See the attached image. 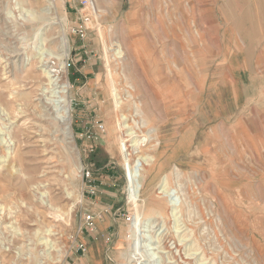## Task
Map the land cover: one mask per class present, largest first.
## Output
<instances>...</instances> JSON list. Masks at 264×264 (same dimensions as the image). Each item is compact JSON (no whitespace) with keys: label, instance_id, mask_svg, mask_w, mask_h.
<instances>
[{"label":"rangeland","instance_id":"obj_1","mask_svg":"<svg viewBox=\"0 0 264 264\" xmlns=\"http://www.w3.org/2000/svg\"><path fill=\"white\" fill-rule=\"evenodd\" d=\"M49 3L0 0V264H264V0Z\"/></svg>","mask_w":264,"mask_h":264},{"label":"bare ground","instance_id":"obj_2","mask_svg":"<svg viewBox=\"0 0 264 264\" xmlns=\"http://www.w3.org/2000/svg\"><path fill=\"white\" fill-rule=\"evenodd\" d=\"M49 3V6L46 7L45 9L42 10L43 13L49 15L50 11L52 10V1L53 0H47ZM67 39L63 36L62 39H61V47L65 53V55H68L67 54V51H68V43H67ZM62 70L65 69V65H63V67L61 68ZM57 70L53 69V66H50L48 68H46L45 70V73L47 76H44V77H47L48 78V83H47V86L45 87L46 89L43 91L41 88H44L43 86L41 87L40 85V92H41V95H38V96H47V95H50V97H45L47 99H38V103H37V107L39 105H41V107L43 108L44 112H47V113H50L51 115V106H50V103L53 102V98L55 100L58 99V102L56 101V103H59V107H60V112L61 110H63V112L61 113V115L58 117V118H55V121H57L59 124H62V125H66V130H67V125L69 124V113H70V106L69 104H65V106H61V102H60V99L64 100V97L67 96V93H68V90H69V84L66 82L64 83L63 85H59L60 81L57 76ZM44 73V74H45ZM39 91V90H38ZM37 100V99H36ZM32 102V101H31ZM55 102V101H54ZM1 104V103H0ZM34 105V104H33ZM56 105V104H55ZM54 105V106H55ZM32 106V105H31ZM7 108V107H5ZM11 108V107H10ZM40 108V107H39ZM57 109V108H56ZM9 110V109H8ZM7 110V111H8ZM41 110V109H40ZM42 110V112H43ZM55 113V112H54ZM60 114V113H59ZM49 115V114H47ZM45 115V116H47ZM49 115V117H50ZM55 117V116H54ZM45 119V118H43ZM47 119H48V116H47ZM52 119V118H51ZM54 120V119H53ZM48 122V120L46 121ZM127 127V126H126ZM65 129V128H64ZM65 132V131H64ZM138 143L139 141H136V143L133 145H130V146H125L124 147V158L126 160H130L132 161V159H135V162H134V165H132L128 170L130 171V176H129V180H130V188H131V195L134 197V198H139L140 196V191L141 190V183L142 181L144 180L145 176H147L148 174H150L152 172V167H153V158L150 157V156H144V155H141L140 157L137 156V150H138ZM142 160V162H141ZM80 168V167H79ZM174 176V175H173ZM176 178V177H175ZM143 189V188H142ZM159 189L161 190L159 195H161L163 198H168L170 199L172 195H174V193L171 195V193L169 195H167V193H169V190H168V176H164L161 180V184L159 186ZM175 196V195H174ZM9 197V196H8ZM142 197V196H141ZM158 198H160L159 196H157ZM173 197V196H172ZM1 198V197H0ZM141 199V198H140ZM176 204V203H175ZM161 206V205H160ZM11 207V206H10ZM49 207L52 208V205H50ZM8 208V207H7ZM64 207H61L60 209H62ZM160 208V207H159ZM175 209V208H174ZM177 209V208H176ZM16 210V209H15ZM64 211V210H63ZM179 214V213H178ZM10 215V214H9ZM11 215H15L14 212H11ZM67 215V214H66ZM65 216V215H64ZM176 216V215H175ZM16 220V219H15ZM19 229V228H17ZM146 231V230H145ZM148 232V230L146 231ZM154 232V231H153ZM13 234V233H12ZM16 234V233H15ZM150 234V232H149ZM165 239V238H164ZM174 241V240H173ZM168 242V241H167ZM166 243V242H165ZM145 244V243H144ZM145 246V245H143ZM172 246H176V244H173L170 245V247H168L167 245H165L164 249L168 250V252H173V250H175V252H178L179 251V248L178 246L172 248ZM149 248V247H148ZM144 252V251H143ZM155 252V251H154ZM143 256H148V255H145L144 253H142ZM159 255V254H158ZM170 255V254H169ZM172 256L174 257L173 253H172ZM153 258V257H152ZM151 259V258H150ZM175 259V258H174ZM151 261V260H150ZM149 261V262H150ZM148 263V262H147Z\"/></svg>","mask_w":264,"mask_h":264},{"label":"built area","instance_id":"obj_3","mask_svg":"<svg viewBox=\"0 0 264 264\" xmlns=\"http://www.w3.org/2000/svg\"><path fill=\"white\" fill-rule=\"evenodd\" d=\"M82 5H83L85 8L91 7V5H90L87 1H83ZM88 219H89V217H88Z\"/></svg>","mask_w":264,"mask_h":264}]
</instances>
